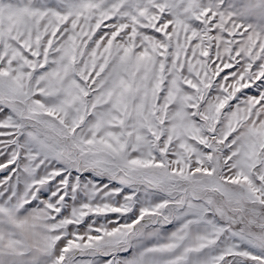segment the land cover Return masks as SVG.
Segmentation results:
<instances>
[{
  "label": "snow or ice",
  "instance_id": "snow-or-ice-1",
  "mask_svg": "<svg viewBox=\"0 0 264 264\" xmlns=\"http://www.w3.org/2000/svg\"><path fill=\"white\" fill-rule=\"evenodd\" d=\"M0 264H264V0H0Z\"/></svg>",
  "mask_w": 264,
  "mask_h": 264
}]
</instances>
